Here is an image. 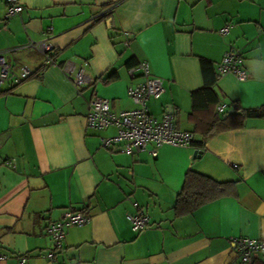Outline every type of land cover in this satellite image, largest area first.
I'll return each mask as SVG.
<instances>
[{"label": "crops", "instance_id": "crops-1", "mask_svg": "<svg viewBox=\"0 0 264 264\" xmlns=\"http://www.w3.org/2000/svg\"><path fill=\"white\" fill-rule=\"evenodd\" d=\"M17 3L21 11L7 18L0 0V51L13 71L27 66L34 74L0 89V264L21 257L25 264H242L230 238L264 240V118H247L203 146L162 145L153 156L151 144L134 154L103 148L101 138L116 128L87 129L85 116L93 94L114 113L134 108L127 88L142 78L129 76L127 63L141 60L164 88L148 100L149 113L170 112L178 129L193 132L190 94L207 82L225 113L264 105V0ZM29 38L48 40L57 64L44 67L24 47ZM236 49L244 80L217 71ZM80 68L88 83L74 86ZM188 169L233 181L235 194L176 216ZM68 209L86 211L90 221L66 228L50 261L45 227ZM137 211L149 220L140 232L126 218ZM251 264H264V250Z\"/></svg>", "mask_w": 264, "mask_h": 264}, {"label": "built area", "instance_id": "built-area-1", "mask_svg": "<svg viewBox=\"0 0 264 264\" xmlns=\"http://www.w3.org/2000/svg\"><path fill=\"white\" fill-rule=\"evenodd\" d=\"M22 6L17 0H7L5 17H10L21 11ZM227 26L219 30L220 34L227 32ZM128 45V42L124 43ZM25 48H32L41 56L42 65H56L53 46L44 40L28 39L24 45ZM13 48L11 50H15ZM243 58L239 50L226 51L220 61L217 63L219 75L234 74L237 78L244 80L247 73L242 67ZM129 76L135 74L141 76L142 80L133 86L127 88V95L136 105L129 110H122L114 113L110 110L109 100L107 98L93 94L89 100L88 112L85 116V126L87 129L101 131L110 126L116 128L114 135L101 138V146L111 149L119 146L120 150L126 154H134L140 151H148L147 146L153 145L149 150L153 156L157 154V148L162 145H171L177 147H190L195 139L192 131L178 129L170 112H165L160 118L154 117L148 111L147 102L151 98H158L164 91L161 83L151 74L149 65L146 61H137L127 69ZM33 71L22 66L18 71H13L7 57L6 51H0V89L7 83L17 85L33 76ZM74 86H80L88 83V79L82 68L78 69L71 78ZM216 111L219 114L225 113L223 104H218ZM11 163V161H6ZM131 229L134 232L144 230L149 224L147 216L137 211L134 214L127 215ZM90 221V215L84 210L68 209L59 220L50 222L45 227L46 235L52 241L51 250L47 253L50 261L55 259L56 253L63 248V239L65 229L73 226H83ZM230 243L242 264H251L254 256L264 250V240L249 237H231ZM5 256H2L4 258ZM26 258L21 257L19 264H25Z\"/></svg>", "mask_w": 264, "mask_h": 264}, {"label": "trees", "instance_id": "trees-1", "mask_svg": "<svg viewBox=\"0 0 264 264\" xmlns=\"http://www.w3.org/2000/svg\"><path fill=\"white\" fill-rule=\"evenodd\" d=\"M135 63L129 61L127 65L129 67ZM201 63L204 68L208 62L202 59ZM111 78L112 76L107 79ZM190 96L192 106L189 117L193 121V133L200 136L199 139L193 141V144L197 146H203L207 140L220 132L243 126L247 118H264V105L252 108L240 107L230 113H217L215 108L218 97L208 82L202 88L192 91ZM234 184L233 181H217L188 169L173 205L175 215L182 216L191 213L207 202L234 195Z\"/></svg>", "mask_w": 264, "mask_h": 264}, {"label": "water", "instance_id": "water-1", "mask_svg": "<svg viewBox=\"0 0 264 264\" xmlns=\"http://www.w3.org/2000/svg\"><path fill=\"white\" fill-rule=\"evenodd\" d=\"M239 108H240L239 105H234V106L232 107V109H230V110L228 111V113H230V112H232V111H234V110H238Z\"/></svg>", "mask_w": 264, "mask_h": 264}]
</instances>
